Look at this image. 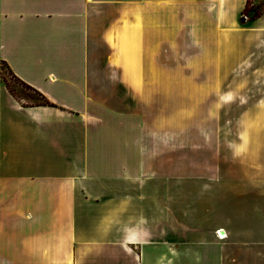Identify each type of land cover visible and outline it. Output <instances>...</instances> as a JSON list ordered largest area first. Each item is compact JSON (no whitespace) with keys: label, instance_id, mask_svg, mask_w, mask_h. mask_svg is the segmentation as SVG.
<instances>
[{"label":"crops","instance_id":"0c3cea01","mask_svg":"<svg viewBox=\"0 0 264 264\" xmlns=\"http://www.w3.org/2000/svg\"><path fill=\"white\" fill-rule=\"evenodd\" d=\"M246 3L0 0V62L53 103L0 75V264H264V11L243 23Z\"/></svg>","mask_w":264,"mask_h":264},{"label":"rangeland","instance_id":"374dc122","mask_svg":"<svg viewBox=\"0 0 264 264\" xmlns=\"http://www.w3.org/2000/svg\"><path fill=\"white\" fill-rule=\"evenodd\" d=\"M252 5L256 10L264 9V0H252ZM253 14V13H252ZM0 73L3 79L6 81L8 88L14 94V96L21 101L33 103L39 100H43V97L33 91L30 87H28L25 83L19 80L17 77L13 75L8 66L4 63L0 62ZM238 115V116H237ZM222 118V135L223 141H234L236 139L237 133V121H239V114H231L230 112H223L221 114ZM239 130V128H238ZM228 159L229 156H226ZM229 162V160H227Z\"/></svg>","mask_w":264,"mask_h":264},{"label":"trees","instance_id":"16d2710c","mask_svg":"<svg viewBox=\"0 0 264 264\" xmlns=\"http://www.w3.org/2000/svg\"><path fill=\"white\" fill-rule=\"evenodd\" d=\"M264 11V9L262 10H256L255 7L252 5V0H247V3H246V6L245 8L243 9V12H242V15H241V21L244 23L246 22L247 20H250V19H253V18H256L258 17L259 15H261V13ZM253 13V14H252ZM1 63H4L6 64L5 62H1ZM8 66V68L10 69V71L13 73V71L11 70L10 66L8 64H6ZM1 75V73H0ZM13 75L15 76V74L13 73ZM2 77V75H1ZM16 77V76H15ZM19 79V78H18ZM2 80L3 82L5 83V85L8 87L6 81L3 79L2 77ZM20 80V79H19ZM23 82V81H22ZM24 83V82H23ZM27 85V84H26ZM28 86V85H27ZM30 87V86H28ZM31 88V87H30ZM32 89V88H31ZM41 95V94H40ZM43 97V100H39L40 102L39 103H42V104H50V105H53V103L49 102V100H47L43 95H41Z\"/></svg>","mask_w":264,"mask_h":264},{"label":"built area","instance_id":"2783aa9c","mask_svg":"<svg viewBox=\"0 0 264 264\" xmlns=\"http://www.w3.org/2000/svg\"><path fill=\"white\" fill-rule=\"evenodd\" d=\"M217 233H218V237L220 239H224L226 237V234L225 233H220L219 230L217 231Z\"/></svg>","mask_w":264,"mask_h":264}]
</instances>
